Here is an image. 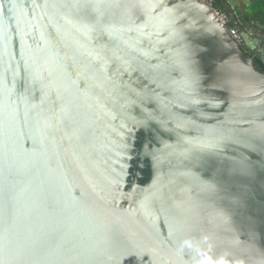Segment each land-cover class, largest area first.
Masks as SVG:
<instances>
[{
  "label": "water",
  "instance_id": "95a60500",
  "mask_svg": "<svg viewBox=\"0 0 264 264\" xmlns=\"http://www.w3.org/2000/svg\"><path fill=\"white\" fill-rule=\"evenodd\" d=\"M241 36L210 0H0V264H264Z\"/></svg>",
  "mask_w": 264,
  "mask_h": 264
},
{
  "label": "trees",
  "instance_id": "16d2710c",
  "mask_svg": "<svg viewBox=\"0 0 264 264\" xmlns=\"http://www.w3.org/2000/svg\"><path fill=\"white\" fill-rule=\"evenodd\" d=\"M212 6L215 10L229 16L230 28H237L248 33H264V0H250L249 5L245 7V14L238 7L233 11V7L224 0H213ZM250 56L253 57L257 69L264 73V63L260 59L254 58L251 53Z\"/></svg>",
  "mask_w": 264,
  "mask_h": 264
},
{
  "label": "crops",
  "instance_id": "0c3cea01",
  "mask_svg": "<svg viewBox=\"0 0 264 264\" xmlns=\"http://www.w3.org/2000/svg\"><path fill=\"white\" fill-rule=\"evenodd\" d=\"M242 1L244 3V6L245 7L247 5H249L250 0H242ZM229 4H230L231 7H234V8L238 7L240 9V7H239V0H229ZM262 34H263L262 32H256V33L250 32L249 33L250 38H251V41L256 40L258 37L262 36Z\"/></svg>",
  "mask_w": 264,
  "mask_h": 264
},
{
  "label": "built area",
  "instance_id": "2783aa9c",
  "mask_svg": "<svg viewBox=\"0 0 264 264\" xmlns=\"http://www.w3.org/2000/svg\"><path fill=\"white\" fill-rule=\"evenodd\" d=\"M210 1L212 2L213 0H210ZM224 1H227L229 3V0H224ZM232 9H233V11L235 10L234 7ZM220 13L223 15V17L229 23V21H230L229 20V16L227 14H225V13H222V12H220ZM233 29H234L235 33L237 34V36L239 37V39L241 40V42L243 43V38L241 36V31L239 29H237V28H233Z\"/></svg>",
  "mask_w": 264,
  "mask_h": 264
},
{
  "label": "flooded vegetation",
  "instance_id": "af4514ba",
  "mask_svg": "<svg viewBox=\"0 0 264 264\" xmlns=\"http://www.w3.org/2000/svg\"><path fill=\"white\" fill-rule=\"evenodd\" d=\"M249 39L251 40L250 36H249ZM244 40H245V39H244ZM243 44H244L243 46H245V43H244V41H243ZM250 53H251V55H253V56H254V53L252 54V52H250V51H249V54H250Z\"/></svg>",
  "mask_w": 264,
  "mask_h": 264
},
{
  "label": "clouds",
  "instance_id": "9594fccd",
  "mask_svg": "<svg viewBox=\"0 0 264 264\" xmlns=\"http://www.w3.org/2000/svg\"><path fill=\"white\" fill-rule=\"evenodd\" d=\"M244 41V40H243Z\"/></svg>",
  "mask_w": 264,
  "mask_h": 264
}]
</instances>
